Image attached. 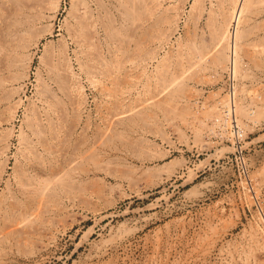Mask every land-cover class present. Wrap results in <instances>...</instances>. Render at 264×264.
Wrapping results in <instances>:
<instances>
[{
	"label": "rangeland",
	"instance_id": "obj_1",
	"mask_svg": "<svg viewBox=\"0 0 264 264\" xmlns=\"http://www.w3.org/2000/svg\"><path fill=\"white\" fill-rule=\"evenodd\" d=\"M59 3L0 0V264H264V0Z\"/></svg>",
	"mask_w": 264,
	"mask_h": 264
},
{
	"label": "bare ground",
	"instance_id": "obj_2",
	"mask_svg": "<svg viewBox=\"0 0 264 264\" xmlns=\"http://www.w3.org/2000/svg\"><path fill=\"white\" fill-rule=\"evenodd\" d=\"M197 1V0H196ZM60 2V0H55V9H57L58 8V6H59V3ZM12 3V2H11ZM10 3V4H11ZM118 3V2H117ZM20 5V4H19ZM81 7H82V5H81ZM89 13V12H88ZM87 13V14H88ZM80 14V13H79ZM78 14V15H79ZM81 15V14H80ZM76 18V17H75ZM82 18V17H81ZM80 19V18H79ZM81 20V19H80ZM1 27V26H0ZM4 27H5V25H4ZM22 27V26H21ZM76 27V26H75ZM74 27V28H75ZM11 28V27H10ZM85 28V27H84ZM93 30V29H92ZM69 31V30H68ZM71 31H72V29H71ZM74 31V30H73ZM70 32V31H69ZM3 33V32H2ZM23 34H24V31H23ZM2 36V35H1ZM21 36V35H20ZM19 36V37H20ZM229 36V35H228ZM228 36L226 35V32L225 33H223V36H222V38H221V41L222 40H228ZM77 37V36H76ZM7 38V37H6ZM34 38V37H33ZM13 39V38H12ZM3 45H4V43H3ZM7 45V44H6ZM17 45V44H16ZM27 45H28V43H27ZM84 45V44H83ZM24 46V45H23ZM26 46V45H25ZM29 47V46H28ZM17 48H18V45H17ZM86 52V51H85ZM19 61V60H18ZM17 61V62H18ZM13 62H15V61H13ZM126 62V61H125ZM135 71V70H134ZM69 78V77H68ZM108 78V77H107ZM131 79V78H130ZM124 83V82H123ZM130 83V82H129ZM151 84V83H150ZM61 86V85H60ZM124 86V85H123ZM62 87V86H61ZM67 89V88H66ZM117 89V88H116ZM150 89V88H149ZM69 90H70V88H69ZM79 90V89H78ZM118 90H120V89H118ZM67 91H68V89H67ZM77 91V90H76ZM105 91V90H104ZM123 91V90H122ZM130 91V90H129ZM143 91V90H142ZM109 92V91H108ZM110 92H112V91H110ZM125 92V91H124ZM150 92V91H149ZM69 93V92H68ZM256 93V92H255ZM120 94V93H119ZM121 95V94H120ZM122 97V96H121ZM254 98V97H253ZM126 100V99H125ZM259 100V99H258ZM144 101V100H143ZM142 101V102H143ZM260 101V100H259ZM262 101V100H261ZM118 102V101H117ZM120 102V101H119ZM152 102V101H151ZM257 102V101H256ZM143 103H145V101L143 102ZM250 103H252V102H250ZM257 103H259V102H257ZM116 104V103H115ZM142 104V103H141ZM140 104V105H141ZM153 103H151V106H153L152 105ZM223 104V103H222ZM230 104V103H229ZM228 104V105H229ZM146 105V104H145ZM139 106V105H138ZM156 106V105H155ZM158 106V105H157ZM119 107V106H118ZM146 107V106H145ZM149 107V106H148ZM75 108V107H74ZM152 108V107H151ZM131 109V108H130ZM138 109V108H137ZM154 109V108H153ZM119 110V109H118ZM147 110V109H146ZM145 110V111H146ZM111 111V110H110ZM126 111V110H125ZM143 111V110H142ZM139 112V111H138ZM137 112V113H138ZM150 112V111H149ZM148 112V113H149ZM248 114V113H247ZM120 115V114H119ZM125 115H127V114H125ZM143 115V114H142ZM154 115V114H153ZM123 116V115H122ZM130 116V115H129ZM136 116V115H135ZM144 116V115H143ZM252 116V115H251ZM116 117V116H115ZM126 117V116H125ZM124 117V118H125ZM128 117V116H127ZM118 118V119H117ZM117 118H115L117 121H119V117H117ZM121 118V117H120ZM138 118V117H137ZM121 119H123V118H121ZM111 120V119H110ZM141 120H143V119H141ZM140 120V121H141ZM145 120H147V118L145 119ZM116 122V121H115ZM143 122V121H142ZM132 123V122H131ZM146 123V122H145ZM138 124V123H137ZM132 126V125H131ZM122 127V126H121ZM53 130V129H52ZM116 133V132H115ZM121 134V133H120ZM104 136V135H103ZM43 140V139H42ZM43 143V142H42ZM51 145V144H50ZM101 145V144H100ZM31 146V145H30ZM35 146V145H34ZM44 146V145H43ZM32 147V146H31ZM47 147V146H46ZM51 147V146H50ZM34 148V147H33ZM32 148V152L34 151L35 152V148L33 149ZM31 149V148H30ZM29 151V153H30V150H28ZM5 152V151H4ZM30 153V155L31 154H33V153ZM50 152V151H49ZM55 153V152H54ZM38 154V153H37ZM36 153H34V156H35V158H36V160L38 159V157H39V155H37ZM53 154V153H52ZM25 155V154H24ZM48 155V154H47ZM31 156H33V155H31ZM59 158H60V156H59ZM27 159H28V156H27ZM33 159V158H32ZM29 160H31L30 158H29ZM28 160V161H29ZM34 160V159H33ZM32 160V161H33ZM38 161V160H37ZM66 162V161H65ZM41 162H32V169H33V171H34V174H36V175H34V177H31V175L30 174H28V176H25L24 175V173H26V172H23V173H20L19 174V172H18V176H19V187H21L22 188V190H29V191H31V193H30V195L28 194V197H27V199H28V202H26V203H23V202H19L17 199H18V197H17V199L14 197L13 199H12V197H11V199H10V202L9 203H6L4 206H0V222L2 223V225L4 226H2L3 227V232L2 233H0V235L1 234H4V231L6 232V234H8V236L9 235H11V236H22L21 234L23 233L25 236H22V237H20L21 239H23V238H25V237H28L27 235H29L30 233H29V231H25V232H21V227H23V226H25L26 224H24L25 222V220L27 221L28 219H26V218H31L33 215H35V216H43L44 214H43V208H44V211H45V213H48V212H46V209L49 211V207H51V206H49V207H47L48 205H50L49 203V201H52V199H54V197H57V190H58V188L56 187V186H51L50 185V183L51 182H53V180L52 181H50L51 179L49 178L50 176H51V174H50V176H48L47 174H45V172H44V170H42L43 168H42V166L44 167V165H42V164H40ZM28 164H29V162H28ZM30 164H31V162H30ZM29 166V165H28ZM50 166V165H49ZM29 167H31V166H29ZM52 169V168H51ZM51 169H48V171L50 170L51 171ZM27 170H28V168H27ZM54 170H55V168H54ZM54 170H52V171H54ZM32 171V170H31ZM52 171H51V173H52ZM21 172V171H20ZM47 172V171H46ZM28 173V172H27ZM26 173V174H27ZM58 173V172H57ZM57 173H56V175H57ZM15 174V173H14ZM23 176H25V177H23ZM30 176V177H29ZM57 176H59V175H57ZM54 177H55V179H56V176H55V173H54ZM62 179V178H61ZM60 180V179H59ZM59 180H57L56 179V181H59ZM55 181V182H56ZM61 181V180H60ZM54 182V183H55ZM57 185V184H56ZM9 186V185H8ZM7 186V187H8ZM18 187V188H19ZM20 188V189H21ZM9 189V188H8ZM8 191V190H7ZM9 192V191H8ZM25 193H26V191H24ZM14 193V192H13ZM27 193H28V191H27ZM8 195H9V193H8ZM14 195H15V193H14ZM63 195V194H62ZM17 196V195H16ZM26 196H27V194H26ZM30 196V197H29ZM8 198V197H7ZM2 199V198H1ZM5 200V199H4ZM6 201H8V199H6L4 202H6ZM49 202V203H48ZM48 204V205H47ZM22 206H24V208L22 209ZM47 207V208H46ZM49 208V209H48ZM20 217V218H19ZM39 218H41V217H39ZM44 218V217H43ZM30 220V219H29ZM28 220V221H29ZM34 220V218L32 219V221ZM34 221H36V220H34ZM34 221H33V224H35L34 223ZM37 222H39V219L37 220ZM36 222V223H37ZM24 224V225H23ZM32 226V225H31ZM24 228V227H23ZM22 228V229H23ZM29 233V234H28ZM32 233V232H31ZM7 235H5L4 237L1 235L0 236V238L1 237H3L2 239H4L5 237H6ZM30 236V235H29ZM18 237V238H19ZM19 238V239H20ZM1 239V240H2ZM29 239V238H28ZM25 242V241H24ZM206 254V253H205ZM204 254V255H205Z\"/></svg>",
	"mask_w": 264,
	"mask_h": 264
},
{
	"label": "built area",
	"instance_id": "obj_3",
	"mask_svg": "<svg viewBox=\"0 0 264 264\" xmlns=\"http://www.w3.org/2000/svg\"><path fill=\"white\" fill-rule=\"evenodd\" d=\"M227 113H228V114H230V111H229V110H227Z\"/></svg>",
	"mask_w": 264,
	"mask_h": 264
}]
</instances>
